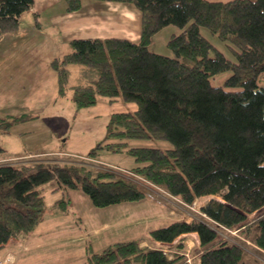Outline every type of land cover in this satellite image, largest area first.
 <instances>
[{
	"label": "trees",
	"instance_id": "trees-1",
	"mask_svg": "<svg viewBox=\"0 0 264 264\" xmlns=\"http://www.w3.org/2000/svg\"><path fill=\"white\" fill-rule=\"evenodd\" d=\"M86 1L60 0L65 11L77 10ZM89 1L131 4L139 11L140 31L136 38L61 39L70 50L50 59L59 92L70 87L78 105L94 104L99 96L135 104L110 113L106 139L86 156L100 149L129 154L134 165L127 170L170 195L186 203L210 196L200 206L208 220L175 219L152 228L151 236L168 243L195 232L199 264H246L244 246L227 241L221 231L238 228L264 250V0ZM33 3L0 0V33L17 28ZM202 26L224 42L230 56L203 35ZM168 29V51H152V39ZM72 63L78 73L70 81ZM226 69L230 73L223 83L214 84L212 78ZM134 138L168 144L139 145L138 139L129 144ZM50 180L63 194L68 188L79 189L97 207L145 195L134 181L83 161L36 158L1 163L0 249L9 238L24 237L39 223L45 208L42 185ZM68 203L63 196L56 200L61 209ZM85 264L188 263L178 253L167 257L161 249L132 238L89 252Z\"/></svg>",
	"mask_w": 264,
	"mask_h": 264
},
{
	"label": "rangeland",
	"instance_id": "rangeland-1",
	"mask_svg": "<svg viewBox=\"0 0 264 264\" xmlns=\"http://www.w3.org/2000/svg\"><path fill=\"white\" fill-rule=\"evenodd\" d=\"M109 11L110 8H107L105 15H110ZM115 11L119 13V10ZM20 18L23 26L19 24L13 30L0 33L1 38L6 32H16L20 36L21 45H29L24 49L20 47L19 56L14 58V62L5 64L4 74L0 75L1 78L5 75V84L0 86V91H4L2 105L5 109L0 112V145L3 148L0 164H18L36 158H48L59 163L83 160L88 166L114 170L123 177L131 176L127 169L134 165V158L129 154L97 150L94 156L103 161L99 165L97 161L84 157H87L86 154L97 142L106 139L104 135L110 113L132 109L135 107L134 102H108L101 99L103 96H99L100 99L96 103L85 106L78 105L71 98L70 87L63 93L59 92L57 76L50 66V59L69 51V43H53L43 39L45 32L49 33L47 20L32 24V9L25 11ZM117 25L123 26L125 22H118ZM201 32L214 42L218 49L230 56L229 48L217 39L214 33L204 26L201 27ZM162 33L150 42L149 48L152 51H168L164 43L172 30L168 29ZM9 43L10 41L5 42V56L7 53L12 55L16 49L15 45H8ZM11 55H7L8 60ZM68 69L72 81L78 73L77 64H69ZM229 73L226 69L216 74L212 82L223 83ZM135 139L138 138L130 139L128 143L135 144L131 141ZM138 140L139 145L168 144L162 139ZM136 181L145 191L142 198L104 207L94 206L89 197L79 189L68 188L63 194L61 187L57 188L55 180L45 182L42 185L45 208L41 220L28 233V241L24 239L25 248L20 246V251L10 247L0 249V264H85L89 252H98L116 241L132 238L138 239L142 246L161 249L167 257L179 253L188 264H199L201 247L195 232L181 234L167 243L155 240L152 236L151 239L148 238L151 229L149 233L146 231L155 226L166 225L175 219L191 220L198 216L207 219L200 212V206L210 196H202L186 203L163 188L152 186L148 181L140 178ZM61 196L71 200V205L66 208L67 212L63 213L65 215H59L50 209L57 205L56 199ZM124 217L126 218L122 223L119 218ZM130 217L133 223H125ZM113 220L119 224L114 225ZM78 229L82 231L80 236L69 234L71 231L77 232ZM127 229H131V232ZM221 235L229 242L236 241L244 246L247 254L246 264H264V250L256 246L238 228L224 229Z\"/></svg>",
	"mask_w": 264,
	"mask_h": 264
},
{
	"label": "crops",
	"instance_id": "crops-1",
	"mask_svg": "<svg viewBox=\"0 0 264 264\" xmlns=\"http://www.w3.org/2000/svg\"><path fill=\"white\" fill-rule=\"evenodd\" d=\"M110 4L113 6H110ZM107 8H110L109 11L110 15H105ZM31 9L34 12V21L32 24L40 22V20L41 21L47 20L46 26H48L49 28L47 30L49 33L45 32V38L43 37V39L53 43L60 42L61 39L69 40L75 37L120 36L126 38H136L139 36L140 14L138 10L134 8L131 4L112 3L110 1L93 2L87 0L85 3H83V5L79 9L73 11H65L64 6L61 4L60 0H34V4ZM115 9L119 10V13H117ZM106 17L107 18L110 17V20L107 21ZM121 21H124L125 25L123 26L117 25V23ZM19 24L23 26V22L21 21V18L19 19ZM5 35L7 36L5 37ZM5 35L1 36L0 38V75L4 74L5 64L9 63V61L14 62V58L19 56L18 51L20 50V47L24 49L29 46V45H25V46L21 45V40L19 39L20 36L16 32H11V33L6 32ZM7 41H10L8 45H15L16 49L13 51L12 55L10 53H7L5 56V42ZM67 48L69 49V46ZM7 55H11L9 60ZM4 78L5 75H3L2 78L0 76V86L5 84V82H3ZM3 94L4 91L1 90L0 112L5 110L2 105V99L4 97ZM132 176L133 175L127 178L130 180L135 179V181L139 179V178H135L134 176L133 178ZM61 193H63L62 189H61ZM53 203H55V201ZM69 205H71V200H69L68 206ZM50 209L51 211H54L59 215H65L63 213L67 212L66 209H61L57 206L50 207ZM125 218L126 217H124L123 219L119 218V220L123 223ZM113 223L114 225L119 224L115 220H113ZM125 223H130V224L133 223L132 217H130L127 221H125ZM42 225L40 227H42ZM100 227L109 228V226H100ZM131 229H127V230L131 232ZM150 229L152 228H149L147 229L148 231L146 230L145 231L149 233ZM81 232H82L81 229H78L77 232L71 231L69 232V234L71 236H80L82 234ZM148 238L151 239L150 234ZM24 239L27 242L28 235L17 238L11 237L4 244L3 247H10L12 249L17 248V250L20 251L21 250L20 246H24V248L26 246ZM144 240H149V239H142V241ZM22 255L23 253L20 256Z\"/></svg>",
	"mask_w": 264,
	"mask_h": 264
},
{
	"label": "built area",
	"instance_id": "built-area-1",
	"mask_svg": "<svg viewBox=\"0 0 264 264\" xmlns=\"http://www.w3.org/2000/svg\"><path fill=\"white\" fill-rule=\"evenodd\" d=\"M5 261V260H4ZM4 263V262H3Z\"/></svg>",
	"mask_w": 264,
	"mask_h": 264
}]
</instances>
